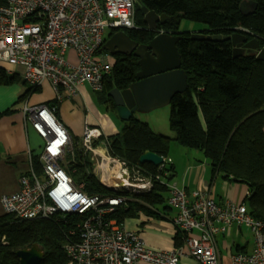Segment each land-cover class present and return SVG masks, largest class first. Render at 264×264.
Masks as SVG:
<instances>
[{
	"label": "built area",
	"instance_id": "2783aa9c",
	"mask_svg": "<svg viewBox=\"0 0 264 264\" xmlns=\"http://www.w3.org/2000/svg\"><path fill=\"white\" fill-rule=\"evenodd\" d=\"M135 16L136 0H0V65L24 70L21 77L29 86L24 118L43 142L40 172L29 153L18 190L0 198L3 214L17 222L55 225L64 238L66 264H223L218 237L233 227L251 233L254 250L231 254L230 264H264V222L249 213L245 202L220 204L209 193L180 188L171 181L172 162L164 156L155 172L130 170L110 154L107 140L95 145L103 135L88 124L75 153L73 138L56 115L58 104L76 98L84 86L95 93L104 90L114 66L111 57L101 55L107 32L137 29ZM47 83L54 102L29 106L30 95ZM103 145L105 154L99 150ZM77 166L115 194L88 193L86 182L76 183L69 172ZM155 185L168 189L171 217L138 198ZM132 202L168 217L182 245L154 249L139 232L119 224L113 215Z\"/></svg>",
	"mask_w": 264,
	"mask_h": 264
},
{
	"label": "trees",
	"instance_id": "16d2710c",
	"mask_svg": "<svg viewBox=\"0 0 264 264\" xmlns=\"http://www.w3.org/2000/svg\"><path fill=\"white\" fill-rule=\"evenodd\" d=\"M142 7L169 17L164 26H159L169 34H179L181 19H187L204 24L207 27L201 32L204 35H229L238 32V28L246 29L251 33L248 34L250 38H261V47H264V0H136L138 28L123 31L139 44H149L158 33L146 29ZM115 32L113 30L107 37ZM181 35L183 38L177 47L188 90L175 95L170 104L169 128L175 134L174 140L183 147L203 152L214 173L246 184L250 189L245 202L249 213L264 222V62L255 55L234 58L233 46L228 40H193L190 32ZM113 58L112 72L104 79V90L98 94L103 104L117 112L109 92L128 89L138 81L140 66L134 55L114 54ZM19 81L18 75H8L0 65V86ZM28 92L20 99L26 98ZM103 140L108 141L110 154L125 162L130 170L142 168L149 173L155 172L156 167L140 164L141 155L152 152L167 157L171 142L169 137L157 134L135 117L124 122L118 134L101 137L95 145ZM33 159L40 172L38 156ZM171 165L169 169L173 173ZM69 172L76 183L86 182L87 192L92 195L115 194L88 177L82 166ZM167 192V188L155 185L152 191L138 198L154 208L162 206L170 216L172 210L166 205ZM131 204L128 209L118 208L113 215L119 224H124L129 217L145 214L144 210L146 215L157 217L142 204ZM175 239V246H181L179 233ZM63 242V235L49 221L17 222L10 215L0 217V264H20L17 252L35 244L44 251L40 264H66Z\"/></svg>",
	"mask_w": 264,
	"mask_h": 264
},
{
	"label": "crops",
	"instance_id": "0c3cea01",
	"mask_svg": "<svg viewBox=\"0 0 264 264\" xmlns=\"http://www.w3.org/2000/svg\"><path fill=\"white\" fill-rule=\"evenodd\" d=\"M161 32L164 31L161 30ZM101 55L112 56L114 60L113 55L106 51ZM70 57L75 63L76 56L73 52L70 53ZM1 66L6 71H15L20 81L8 86H0V198L4 194H11L18 190L19 178L28 170L29 153L34 156L30 145V136L34 131L25 121L23 114L26 98L20 99L29 90L28 84L24 83L21 77L24 70L20 67ZM53 94L50 84L47 83L39 91L30 95L28 105H50L54 102ZM56 115L68 129L73 141L74 138H81L85 124L99 128L105 138L118 134L124 126V121L119 118L117 112L109 109L107 104L101 101L96 104L87 86L81 88L76 98L65 99L58 104ZM99 150L101 154L106 152L104 145L100 146ZM202 155L187 150H181L178 155H168L166 158L171 160L173 167L171 181L189 191L199 190L209 193L210 197L220 204L226 201L246 202L250 194L248 186L227 179L221 173H214L203 152ZM173 214L172 211L171 215ZM3 215L0 204V217ZM145 215L141 214L137 219L127 223L126 228L139 232L151 248L171 249L175 247L177 233L171 225L166 224L168 217H159L162 218L159 219ZM244 229L246 228L233 227L229 232L218 237L223 264H230L229 257L233 253L253 252L254 239L249 231L250 237L248 238Z\"/></svg>",
	"mask_w": 264,
	"mask_h": 264
},
{
	"label": "water",
	"instance_id": "95a60500",
	"mask_svg": "<svg viewBox=\"0 0 264 264\" xmlns=\"http://www.w3.org/2000/svg\"><path fill=\"white\" fill-rule=\"evenodd\" d=\"M146 29L156 32L159 26H164L169 17L141 8ZM250 33V32H249ZM248 32L240 30L229 35L191 34L193 40H208L213 42L231 41L234 58L249 55L246 49L253 51L257 59L264 62V47L261 48V38L255 36L249 39ZM183 38L181 34L159 33L149 44H139L132 40L124 31L114 33L101 48L114 56L117 54L134 55L139 61L140 70L135 83L128 89H113L109 96L114 100L119 118L127 122L135 113H150L169 106L173 97L184 94L188 90L186 73L181 69V55L177 44ZM140 164H152L159 167L163 159L158 154L145 152L139 159ZM227 177V175H224ZM236 181V180H235ZM20 264H40L44 259L43 248L37 244L30 249L17 252Z\"/></svg>",
	"mask_w": 264,
	"mask_h": 264
},
{
	"label": "rangeland",
	"instance_id": "374dc122",
	"mask_svg": "<svg viewBox=\"0 0 264 264\" xmlns=\"http://www.w3.org/2000/svg\"><path fill=\"white\" fill-rule=\"evenodd\" d=\"M206 28L207 27L204 24L193 22V21H190V20H187V19H181L180 25H179V32H181V33L190 32L192 34L194 32H201V31L205 30ZM240 30H244V31L249 33V31L246 30V29L238 28V31H240ZM111 32H112V30H108L106 38H107L108 34L111 33ZM156 32L158 34L161 33V29H159ZM249 34H251V33H249ZM251 38L253 39V37H251ZM2 65H5V64H2ZM7 66H9V65H7ZM91 96L93 97V99L96 102V104L100 103V96H99L98 93H95V92L91 91ZM171 113H172V108L169 105V106L157 109V110H155V112L152 111L150 113H135L133 117H135L136 119L140 120L143 123L148 124L150 126V129H152L157 134L163 135V136H167V137H169L171 139L168 155H171V156L178 155L181 150L192 151V152H195L197 154H201L202 155V152H199L198 150H192V149H188L186 147H183L178 142H176L174 140L175 134L171 130V128H169L170 127V116H171ZM80 143H81V138H74L75 153L77 155H78V151H79V149L81 147ZM30 145H31V148L33 150V154H34L35 157L39 156L42 153L43 142H42V140L38 137V135L35 132H33L31 134V136H30ZM91 156H92V154L90 153V155H89L90 159H91ZM130 204L131 203H129L126 206L122 207V209L130 208V206H132V204L131 205ZM155 209L157 211H159L161 214H167L166 213L167 211L162 206H159V205L155 206ZM144 212H145V214H148L145 210H144ZM156 216H157V218H159L158 215H156ZM159 219H162V218H159ZM133 220H135V217L134 218L133 217H129V218H127L125 220L123 225L127 226L128 225L127 223H130ZM164 221H166V220H164ZM167 222L168 223H166V224L171 225L172 229H174V226L171 223V221L167 220ZM244 233H245V235L248 238L250 237V234H249L247 229H244Z\"/></svg>",
	"mask_w": 264,
	"mask_h": 264
},
{
	"label": "flooded vegetation",
	"instance_id": "af4514ba",
	"mask_svg": "<svg viewBox=\"0 0 264 264\" xmlns=\"http://www.w3.org/2000/svg\"><path fill=\"white\" fill-rule=\"evenodd\" d=\"M252 38H249L248 40H251ZM246 52H249V55H254V52L253 51H250L248 49H246Z\"/></svg>",
	"mask_w": 264,
	"mask_h": 264
}]
</instances>
